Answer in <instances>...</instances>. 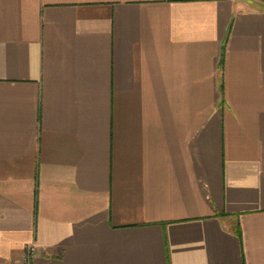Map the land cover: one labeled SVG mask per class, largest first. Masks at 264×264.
Returning a JSON list of instances; mask_svg holds the SVG:
<instances>
[{
  "label": "crops",
  "instance_id": "0c3cea01",
  "mask_svg": "<svg viewBox=\"0 0 264 264\" xmlns=\"http://www.w3.org/2000/svg\"><path fill=\"white\" fill-rule=\"evenodd\" d=\"M264 264V0H0V264Z\"/></svg>",
  "mask_w": 264,
  "mask_h": 264
},
{
  "label": "built area",
  "instance_id": "2783aa9c",
  "mask_svg": "<svg viewBox=\"0 0 264 264\" xmlns=\"http://www.w3.org/2000/svg\"><path fill=\"white\" fill-rule=\"evenodd\" d=\"M35 246L29 245L25 251V254L23 256L22 264H32V260L34 258L35 253Z\"/></svg>",
  "mask_w": 264,
  "mask_h": 264
}]
</instances>
